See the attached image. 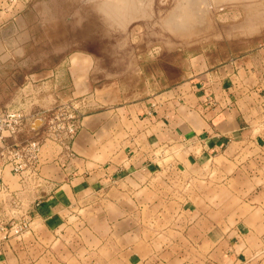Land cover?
Wrapping results in <instances>:
<instances>
[{
  "label": "crops",
  "instance_id": "crops-1",
  "mask_svg": "<svg viewBox=\"0 0 264 264\" xmlns=\"http://www.w3.org/2000/svg\"><path fill=\"white\" fill-rule=\"evenodd\" d=\"M4 7L0 2V60L20 57L24 70L20 83L12 77L2 83L8 89L0 93V112L30 109L36 120L42 111L74 98H82L84 107L73 158L58 157L61 150L49 145L40 155L37 178L0 167V225L29 223L23 234L0 232V264H164L160 256L138 259L133 231L147 230L148 223L133 217L139 211L136 199L168 197V180L150 173L146 191L135 186L122 196L118 188L106 189L115 182L109 174L126 165L155 169L156 160L147 157L168 146L218 156L223 165L253 147L264 154V98L255 100L264 83L258 66L264 48L221 66L201 55L166 56L153 64L134 63L111 81L86 51L71 55L68 64L34 70L35 17ZM140 175L127 178L130 186ZM117 198L130 199L128 212L113 203ZM257 242L264 248L263 239ZM234 247L221 256L213 251L205 264H264V249L261 254L250 245Z\"/></svg>",
  "mask_w": 264,
  "mask_h": 264
},
{
  "label": "rangeland",
  "instance_id": "rangeland-1",
  "mask_svg": "<svg viewBox=\"0 0 264 264\" xmlns=\"http://www.w3.org/2000/svg\"><path fill=\"white\" fill-rule=\"evenodd\" d=\"M117 1L0 0L5 10L9 8L14 14L25 13L27 17H35L34 70L68 64L71 55L86 51L90 58H98L101 66L98 67L99 72L105 76V81H111L113 76L127 73L134 63L153 64L161 62L166 56L201 55L208 58L211 64L221 66L230 58H241L264 48V15L262 13L259 20H249V12L246 11L248 5L251 7L264 3V0L222 1L220 8L212 10L208 15L215 28L207 30L202 25L203 30L190 35L192 38L189 35L180 36L164 22L166 14L174 9L179 0H133V4L129 0L133 16H129L130 21L126 19L125 24L116 21L114 17L116 11L122 10L111 7L110 4L115 5ZM22 2L25 6H22ZM256 6L251 8L255 9ZM134 9H137L136 12ZM251 25L259 28L247 30ZM263 58L261 55L258 57L262 81ZM22 61L20 57H17V61L0 60V93L8 89L2 83L7 82L9 77L16 83L21 82V72L24 70L21 68ZM9 89L13 90L14 87ZM255 93L256 101L261 100L258 95L264 98V83ZM71 100L79 102L81 112L84 107L82 98ZM61 104L58 103L53 108ZM47 110L42 111L37 118L42 119L43 112ZM25 111L31 112L34 118L37 116L30 109ZM79 120L82 123L81 117ZM42 131L46 132L45 127L40 126L34 131L28 124L20 139L29 141L40 138ZM49 145L61 150L58 157L74 156L73 150H69V154L73 156L68 157L65 150L52 140L43 143L41 154ZM180 148L168 146L155 151L151 157L148 156V159L156 160L158 165H154L155 169L148 170L142 164L137 167L126 165L109 174L115 182L107 184L106 189L118 188L122 196H127L128 191L135 186L145 190L146 178H151L150 173L168 180V186L164 188L168 197L162 201L151 197L136 199L139 211L133 218H137L142 224L148 223L144 225L147 230L133 231L138 242V259L146 261L160 256L164 258V264H183L185 258L196 257L200 262L191 264H205L213 251L221 256L225 251L234 250V245H237L238 251L244 245H250L255 251L261 249L260 253L263 254L264 248L262 245L258 247L257 240L263 239L264 243V154L259 148L253 147L249 152L240 154L236 161L223 165L218 156L213 155L210 159L201 151L196 152L188 147L181 151ZM58 161L61 165L62 160ZM8 171L12 172L10 167ZM136 173L141 175L137 184L132 183L131 187L127 178L134 176L135 179ZM96 201L98 199L94 200ZM110 203L104 202L105 205ZM113 203L126 207L128 212L130 199L117 198ZM149 203L153 208L148 206ZM144 205L147 207L144 208ZM13 206L16 208L15 204ZM152 209L153 214L145 213ZM12 221L14 220L10 219L8 222ZM21 222L17 223L23 226L19 233H15V230L8 231L7 235L1 233L4 236L23 234L29 228V223ZM150 224L153 226L152 231H149ZM145 241L152 242L144 244Z\"/></svg>",
  "mask_w": 264,
  "mask_h": 264
},
{
  "label": "built area",
  "instance_id": "built-area-1",
  "mask_svg": "<svg viewBox=\"0 0 264 264\" xmlns=\"http://www.w3.org/2000/svg\"><path fill=\"white\" fill-rule=\"evenodd\" d=\"M80 117L77 100L63 102L58 107L43 112L41 127H45L46 132L42 131L40 138L24 141L20 137L34 118L33 114L20 109L0 112V167H10L13 173L19 175L30 172L37 178L42 146L48 140L58 144L68 157H72L69 150H72V143L80 131ZM1 187L0 181V189ZM22 229L23 226L18 224L12 225L11 229L7 225H0V232L5 235L8 231L15 230V233H19Z\"/></svg>",
  "mask_w": 264,
  "mask_h": 264
},
{
  "label": "bare ground",
  "instance_id": "bare-ground-1",
  "mask_svg": "<svg viewBox=\"0 0 264 264\" xmlns=\"http://www.w3.org/2000/svg\"><path fill=\"white\" fill-rule=\"evenodd\" d=\"M118 1H121V3H119ZM118 1H117V4H115V5L110 4V5H111V7H113V9L114 8H122V13H121V11H116L114 17H115L116 21H120L121 23L125 24V22H127V20L130 21L129 16H131V15L133 16L132 11L130 13V6L133 4V0H132V4L130 3L129 0H118ZM222 1H224V0H179L178 3L176 2V6L174 7V9L171 12H169L168 14H166L167 16H165L164 22L167 26H169L168 28L172 29L175 33L180 34V36L181 35H189V36L191 35L192 36L193 34L196 35V33L201 32L203 30L202 29L203 27L207 28V30H209L211 28H215V26H213L211 24L208 15L212 12V10L215 11V9H219L220 3ZM238 1H240V0H238ZM213 2L215 5H213ZM136 3H137V1H136ZM257 3H258V1H257ZM258 4H256L258 6L252 5L254 7L256 6L255 9H252L251 8L252 6L250 7L249 5H248V8H246V11L249 12V16H247V18L249 17V20L251 18H255L256 20H259L262 13L264 15V10H263V12H261V9H262L261 7H263L264 3L260 2ZM263 9H264V7H263ZM131 10H132V8H131ZM136 10L134 12H136ZM244 10H245V8H244ZM104 12H105V10H104ZM121 14L125 15L124 18H121ZM134 16H135V13H134ZM262 23L263 22H261L260 24L262 25ZM128 25H126V26H128ZM202 25H203V27H202ZM257 27L259 28V26H257ZM257 27H254V25H251L249 27V29H247V30H250V28H253L254 30H256ZM204 33H206V32H204ZM216 35H217V33H216ZM189 45H191V44H189Z\"/></svg>",
  "mask_w": 264,
  "mask_h": 264
},
{
  "label": "water",
  "instance_id": "water-1",
  "mask_svg": "<svg viewBox=\"0 0 264 264\" xmlns=\"http://www.w3.org/2000/svg\"><path fill=\"white\" fill-rule=\"evenodd\" d=\"M215 5V4H213ZM42 124V119L41 118H37L36 120H34V122L31 125L32 130L36 131L38 130V128L41 126Z\"/></svg>",
  "mask_w": 264,
  "mask_h": 264
},
{
  "label": "flooded vegetation",
  "instance_id": "flooded-vegetation-1",
  "mask_svg": "<svg viewBox=\"0 0 264 264\" xmlns=\"http://www.w3.org/2000/svg\"><path fill=\"white\" fill-rule=\"evenodd\" d=\"M141 4L143 5V2H141ZM121 13H122V10H121ZM124 14H121V18H124Z\"/></svg>",
  "mask_w": 264,
  "mask_h": 264
}]
</instances>
